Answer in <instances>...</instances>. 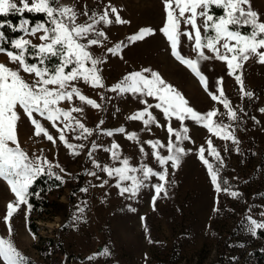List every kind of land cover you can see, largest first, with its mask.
<instances>
[{"label": "rangeland", "instance_id": "374dc122", "mask_svg": "<svg viewBox=\"0 0 264 264\" xmlns=\"http://www.w3.org/2000/svg\"><path fill=\"white\" fill-rule=\"evenodd\" d=\"M14 2L21 6L19 0ZM60 4L74 5L80 13L87 11V16L78 17V23L90 22L93 12L100 15L108 11L113 20L111 25H96L106 33L107 39L101 38L102 45L90 48L94 57L103 60L97 67L104 87H92L83 80L74 82L99 107L94 108L75 96L58 105L66 110L83 109L71 112L75 117L73 121H64L63 117L56 121L57 128L64 129L69 144L83 145L75 149L78 155H73L72 150L59 141V132L51 122L36 114L56 138V143L48 141L43 134L34 135L33 125L23 110L18 109L20 147L30 158L41 156L51 162L52 172L62 177L63 188L57 196L65 207H60L59 215L36 221L37 232L34 233L27 226V206L22 205L11 220V239L15 247L35 264H264L256 259L258 253H264V240L249 231L248 219L264 223V215H261L264 213V112L260 111L264 109V64L258 62V57H252L236 70V75L243 79L244 91L253 94L249 97L241 91L235 75H229L225 62L215 58L202 61L199 70L208 82L206 92L199 78L172 56L169 42L160 32L165 22L163 0H60ZM250 7L264 22V0H250ZM111 8L117 9L128 23H115ZM197 22L202 24L199 18ZM147 28L152 29L153 34L129 42L128 37ZM21 30L17 39L23 37L40 42L39 34L31 36ZM185 30H191L190 26L182 25L181 31ZM116 44L123 46L119 54L113 55L107 50ZM179 51L186 58H196L187 37L181 36ZM204 51L208 56L213 55L207 49ZM0 63L17 67L4 53H0ZM144 69L159 73L198 113L215 110L218 115L213 121L229 126L226 131L233 134L235 141L225 140L221 138L223 132L217 136L191 119L183 121L188 129V140L176 141L174 134L170 137L168 125L180 131L181 121L176 117L166 119L162 110L154 107L159 102L156 97L114 90L125 76ZM70 70V67L66 69ZM21 75L29 82L34 79L22 70ZM144 75L150 77L151 73ZM218 80H222L224 95L213 100L209 92L220 96ZM224 99L236 113V120L227 115L229 109L221 102ZM145 108L155 117V123L145 125L143 120L129 119ZM76 120L91 129V135L84 133L82 136ZM66 123L71 127L65 128ZM120 128L124 131H116ZM108 131L112 135H107ZM130 133H135L136 139H128ZM170 139L186 153L176 168L170 161L161 166L152 154L155 150L160 156H168ZM208 140L220 154L219 160L209 155ZM147 141H159L164 147L153 149ZM114 143L119 147L112 148ZM93 144L97 147L93 148ZM201 147L205 159L219 170L221 191L216 190L207 166L199 158ZM113 152L119 154V159H113ZM125 158L130 167L137 169L129 175L143 181L144 186L135 195L131 192L121 194L116 187L118 177H109L102 170L105 166L122 167L121 161ZM57 164L60 167H56ZM142 166L157 173L166 169V180L160 181L158 176L151 175L144 179ZM161 183L164 189L157 195L155 186ZM131 185L130 180L122 181L120 187ZM231 192L239 195L234 197ZM14 200L6 181L0 179V236L6 238L8 230L3 216L8 202ZM47 237L56 245L44 249L47 253L40 252L36 245L42 246L40 241ZM105 250L108 255H101ZM91 256L95 258L89 260Z\"/></svg>", "mask_w": 264, "mask_h": 264}, {"label": "snow or ice", "instance_id": "6c2138e0", "mask_svg": "<svg viewBox=\"0 0 264 264\" xmlns=\"http://www.w3.org/2000/svg\"><path fill=\"white\" fill-rule=\"evenodd\" d=\"M21 6H18L14 0H0V15L7 16L9 13H23L25 11L31 13L45 14V20L37 23L30 29L29 21L22 20L18 26L25 33L31 36H37L39 43H34L31 39L23 37L11 41V49L0 47V53L7 55L9 62L17 64L16 68H10L4 63H0V179L8 184L10 191L14 194L15 200L8 202L6 205V213L3 216V222L8 230V237L0 236V261L3 264H28L25 257L14 245L11 239L13 228L11 220L18 213L22 205H26L31 210L32 205L29 203V197L32 193L29 191L32 184L41 175H55L52 172L53 165L46 157L36 156L30 158L29 155L22 150L18 140V121L20 116L18 109H22L34 127V135L43 136L56 143V138L50 134L41 120L36 115L51 122L53 128H57L56 121L63 117L64 121H73L75 117L71 112H82V108H73L66 110L59 107L61 101H71L75 96L81 102L87 103L92 107H99L96 102L86 97L81 90L75 86L76 81L83 80L85 84L92 87H104L99 68L97 67L103 62L102 59L93 56L90 48L92 46L102 45L103 38L107 39L106 33L99 30L96 25L103 23L111 25L113 20L109 18L108 11L97 15L93 12L89 16L90 22L78 23L80 15H88L87 11L80 13L75 9L74 5L60 4V0H19ZM165 11L164 26L160 32L169 42L172 56L181 64L188 67L194 75H196L205 91H208V82L206 77L199 70V64L209 59H217L226 63L229 69V75H235L237 83L241 86V91L245 96H252L251 92L244 91L243 79L240 75H236V70L243 67V63L252 57H258V62L264 64V22H261L258 13L250 7V0H163ZM212 6L222 8L223 15L218 18L210 14ZM248 6V7H245ZM110 11L115 14V23L124 24L128 21L123 20L117 12V9L111 8ZM198 18L202 20V24H198ZM190 26L191 30L181 31V26ZM0 24V27H3ZM9 26H11L9 24ZM242 26H250L251 31L248 34H242L239 28ZM15 30V28H13ZM91 34V35H90ZM153 34L150 28L140 29L136 34L128 37L129 42L143 40L146 36ZM0 32V38L3 37ZM181 36L187 37L192 42V51L196 54L195 59L184 57L180 51ZM95 37V38H92ZM122 44H116L107 51L113 55L119 54ZM205 49L213 55L205 54ZM223 49V51H221ZM30 56L36 57L35 63H29ZM52 58H58L59 64L51 68L46 65V61ZM88 63L91 67H88ZM70 71H66L67 68ZM24 73L34 76L29 82L22 75ZM150 72L151 76H145L144 73ZM220 96L209 95L213 100H219L224 95L222 80L217 81ZM114 90L121 93L132 92L140 93L150 97H156L158 103L155 108L161 109L165 118L176 117L181 121V130H175L170 124L168 132L170 137L174 134L176 141L188 140V129L184 126L185 119H191L197 123H202L209 132H213L217 136L223 135L221 138L225 140H234L232 133L226 131L227 125L216 124L213 117L218 113L211 110L206 114H201L188 106L187 100L172 85L167 84L157 72H151L150 69H144L143 72H133L123 78L121 83L114 86ZM224 107L229 109L227 115L230 119L236 120L237 115L231 110L229 102L221 100ZM146 103V101H142ZM148 107H153L148 105ZM260 111L264 112V109ZM36 114V115H34ZM147 114V119H144ZM129 119L143 120L145 125L155 123V117L148 112V108L134 113ZM76 126L82 129L81 135L84 133L91 135L92 130L86 128L79 120L75 121ZM65 128L71 127L70 123L64 125ZM59 132L58 139L64 143L67 148L72 150L73 155L79 153L75 151L77 147L82 148L83 145L69 144L63 134L64 129L57 128ZM116 131L123 132L120 128ZM112 135L111 131L106 133ZM79 138V137H78ZM128 139H136L135 133H130ZM152 145L153 149L157 146L164 147L159 141H147ZM209 155L220 159V154L212 146V141L208 140ZM97 147L93 144V148ZM115 143L112 148H118ZM169 155L160 156L158 152L153 151L161 166L167 162H171L173 168L178 167L180 158L186 154L183 148L177 147L170 139L167 145ZM143 152V148H141ZM200 159L207 166L210 178L217 191H221L218 183V169L205 159L203 153L204 148L199 150ZM91 155V154H90ZM113 159H119L117 152L112 153ZM95 163V161H94ZM122 167L109 168L105 166L102 170L109 177H118L116 187L120 188L121 194L131 192L135 195L141 187L143 181L139 180L135 175H129V172H136L137 169L130 167L128 159L121 161ZM56 167H60L58 164ZM96 167H99L97 164ZM61 171H64L61 168ZM141 171L143 178L148 179L149 176H158L160 181L166 180L167 170L162 172H154L147 166H142ZM95 175V173H90ZM56 179L62 181V177L56 175ZM132 181L131 187L121 188L122 181ZM105 184L107 181L104 182ZM103 186V185H101ZM156 193L164 189V184L155 186ZM87 191V189H82ZM224 191H227L224 189ZM38 195V194H37ZM230 195L238 196L236 192ZM156 197H153L155 201ZM83 211V209H81ZM261 215H264L262 213ZM249 231L255 235L257 229H264V223H258L251 217ZM101 255H108L107 250ZM94 256L88 257L89 260Z\"/></svg>", "mask_w": 264, "mask_h": 264}, {"label": "trees", "instance_id": "16d2710c", "mask_svg": "<svg viewBox=\"0 0 264 264\" xmlns=\"http://www.w3.org/2000/svg\"><path fill=\"white\" fill-rule=\"evenodd\" d=\"M210 12L215 16H219L222 14L223 10L222 8L212 6ZM24 19L29 21L28 27L31 28L37 23L43 22L45 20V14L25 11L23 13H9L7 16L0 15V24L4 25L3 27H0V32H3L4 34L3 37L0 38V47L11 49V41L17 39L22 34V30L18 26ZM9 24L11 26H9ZM13 28H15V30H13ZM239 31L242 34H248L251 31V27L242 26L239 28ZM28 62L35 63L36 57L30 56ZM59 62L60 61L58 58H52L51 60L46 61L45 66L51 68L52 66L59 64ZM62 188L63 182L56 179V175H41L32 184L29 189V191L32 193V195L29 197V203L32 205V208L31 210L27 208V226L31 231L34 233L37 232L36 221L50 219L53 216L60 214V207H65V203L58 201L57 196ZM256 235L264 240V229H257ZM40 243H43L42 246L39 244L36 245V248H38L40 252H42L44 249L49 250L50 247L56 245L53 239L49 237L42 239ZM45 253H47V251H45ZM256 259L258 261L264 262V253H258ZM27 260L28 264H35V262L28 257Z\"/></svg>", "mask_w": 264, "mask_h": 264}]
</instances>
